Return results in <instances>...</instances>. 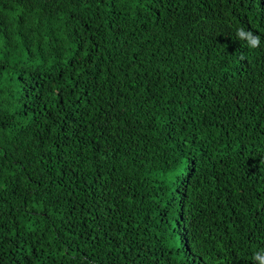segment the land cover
I'll return each instance as SVG.
<instances>
[{
    "label": "trees",
    "instance_id": "trees-1",
    "mask_svg": "<svg viewBox=\"0 0 264 264\" xmlns=\"http://www.w3.org/2000/svg\"><path fill=\"white\" fill-rule=\"evenodd\" d=\"M260 249L264 0H0V264Z\"/></svg>",
    "mask_w": 264,
    "mask_h": 264
},
{
    "label": "clouds",
    "instance_id": "clouds-1",
    "mask_svg": "<svg viewBox=\"0 0 264 264\" xmlns=\"http://www.w3.org/2000/svg\"><path fill=\"white\" fill-rule=\"evenodd\" d=\"M236 37L238 40L245 42L250 49H256L261 44V37L251 30H246L244 27L236 30ZM253 261L254 264H264V249L254 253Z\"/></svg>",
    "mask_w": 264,
    "mask_h": 264
}]
</instances>
